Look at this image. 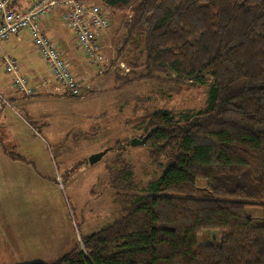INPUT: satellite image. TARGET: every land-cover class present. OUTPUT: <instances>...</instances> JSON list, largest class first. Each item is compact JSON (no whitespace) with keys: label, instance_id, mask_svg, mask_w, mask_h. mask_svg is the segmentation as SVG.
<instances>
[{"label":"trees","instance_id":"16d2710c","mask_svg":"<svg viewBox=\"0 0 264 264\" xmlns=\"http://www.w3.org/2000/svg\"><path fill=\"white\" fill-rule=\"evenodd\" d=\"M86 1L130 17L118 55L129 46L128 64L145 67L118 77L122 86L172 74L176 85H213L202 110L140 119L164 173L142 193L117 194L118 219L53 263L27 264H264V0ZM254 207L258 225L247 215Z\"/></svg>","mask_w":264,"mask_h":264},{"label":"rangeland","instance_id":"374dc122","mask_svg":"<svg viewBox=\"0 0 264 264\" xmlns=\"http://www.w3.org/2000/svg\"><path fill=\"white\" fill-rule=\"evenodd\" d=\"M33 1L23 0L26 7ZM107 12L111 25L102 33L101 43L109 71L98 76L95 65L86 59L94 68L85 65L88 72L80 75V97L63 96L56 87L52 96L32 101L25 108L15 105L18 116H14L13 123L17 143L14 150L7 143V150L26 159V164L19 167L35 169L37 174L33 171V175L24 178L22 190L8 192L7 202L18 220L22 218L25 242L34 236L42 245L41 248L27 246L32 252L23 256L25 264L53 263L60 259L80 244L83 237L118 219L117 194L142 193L162 176L164 171L158 170L149 159V146L131 144L132 139L142 137L138 124L146 113L165 109L182 119L186 113L202 110L208 103V91L213 85L208 78L202 84L176 85L170 80L173 74L160 75L159 81L136 80L122 86L121 79L133 71L144 70V61L136 69L132 68L128 64L132 58L129 46L118 55L122 22L130 17ZM53 17L60 26L61 35L69 43L74 42L71 30L66 29L57 15ZM28 35L27 32L21 34L20 39L32 46ZM71 49L85 60L80 48ZM48 70L44 77L56 84L49 67ZM34 90V95L24 98L30 100L42 95V90ZM18 120L21 125L16 124ZM117 143H121L120 149L106 152L95 164L89 163L92 155ZM121 160L129 167L127 177ZM7 167H11L10 164ZM201 194L203 190L199 188L198 195ZM247 215L255 225L262 222L260 207L247 209ZM208 233L204 231L203 235ZM45 239L57 248L46 249ZM49 250L52 254H46Z\"/></svg>","mask_w":264,"mask_h":264},{"label":"crops","instance_id":"0c3cea01","mask_svg":"<svg viewBox=\"0 0 264 264\" xmlns=\"http://www.w3.org/2000/svg\"><path fill=\"white\" fill-rule=\"evenodd\" d=\"M55 15L61 19L60 11H56L54 14L44 19L43 29L45 34L57 46L62 54V57L69 63L75 79L78 83H80V75H85L86 72H88L87 66L91 68H94V66L90 65L86 58V61L83 60V58L80 59L79 56L76 55L75 51L71 49L78 48L75 34L71 30L74 35V42L69 43L61 35L60 26L56 21H54L55 17L53 16ZM65 27L67 30H69L66 25ZM26 32L27 31H22L17 36L12 37L8 41L0 44V92L5 95L14 105L13 109L6 108L2 113H0V264H25L23 256L32 252L31 250L28 251L27 246H36L39 248L42 247L41 240H39L38 237L34 238V236H32L29 241L25 242L23 237L22 218L18 220V217L15 215V213L10 210L11 207L7 202L8 192H18L22 190L25 184L24 178L28 175H33L34 173L35 175L37 174V170L35 169H25L19 167L20 164H26V161L23 162L20 160H13L7 154V143L11 145L10 147H12V150L16 148L17 143V140L14 136V128L16 126L13 123L14 116H18L15 105L20 104L19 107L25 108L30 103H32V101L52 96V90L56 89L57 87V83L55 84L50 82L47 77H44L46 76L48 66L35 49L33 43H31V46L28 45V43L21 41L20 35ZM27 34L29 33L27 32ZM30 41L32 40L30 39ZM68 44H70V46ZM6 55H11L13 58H15L19 65V72L29 79L33 88L37 90L40 89V91L42 90L41 94L43 96L40 95L39 98L37 97L35 99L28 100L20 95L18 91H16V89L13 87V75L5 72L3 58ZM36 55L39 57L37 58ZM80 87L82 88L81 83ZM46 92L49 94H45ZM15 122L18 124L20 121L18 120ZM21 124L22 123H19L18 125ZM7 164H10L11 167H7ZM33 171L34 173H32ZM61 182L62 180L59 178V184ZM34 183H39V181L34 180ZM45 241L46 249L55 250L57 248L56 244H52L46 239ZM50 253L52 254V251L50 250L46 252V254ZM53 253L59 254L58 252Z\"/></svg>","mask_w":264,"mask_h":264},{"label":"built area","instance_id":"2783aa9c","mask_svg":"<svg viewBox=\"0 0 264 264\" xmlns=\"http://www.w3.org/2000/svg\"><path fill=\"white\" fill-rule=\"evenodd\" d=\"M16 1L0 0V44L27 31L35 49L48 65L61 95L77 98L82 92L69 63L43 29L44 19L56 11H60L61 20L75 34L76 43L86 59L95 65L96 74L102 75L109 71V62L99 42L102 33L111 25L104 6L86 0H34L26 7L22 0V10H18L14 8ZM3 59L5 72L13 75L16 91L25 97L34 95V88L29 79L19 72L15 58L6 55ZM6 108L13 109L14 105L0 92V113Z\"/></svg>","mask_w":264,"mask_h":264},{"label":"water","instance_id":"95a60500","mask_svg":"<svg viewBox=\"0 0 264 264\" xmlns=\"http://www.w3.org/2000/svg\"><path fill=\"white\" fill-rule=\"evenodd\" d=\"M148 136H149V134L146 135L145 137L141 138V139L134 138V139H132L131 144L133 146L141 145V144H146L147 139H148ZM106 152H107V150H104V151H102L100 153H97V154L92 155L89 158V163L90 164H95L97 161H99L106 154Z\"/></svg>","mask_w":264,"mask_h":264}]
</instances>
